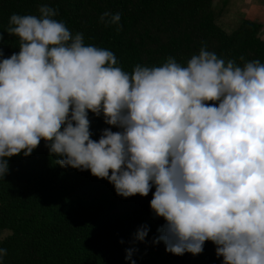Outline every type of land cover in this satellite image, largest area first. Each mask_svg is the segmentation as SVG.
<instances>
[{"label":"clouds","instance_id":"1","mask_svg":"<svg viewBox=\"0 0 264 264\" xmlns=\"http://www.w3.org/2000/svg\"><path fill=\"white\" fill-rule=\"evenodd\" d=\"M38 13L8 20L19 51L0 59V179L8 158L43 140L56 164L106 179L118 196L155 187L149 206L164 224L154 242L166 252L197 255L211 241L222 264H264V63L204 45L186 65L169 56L129 73L56 8ZM99 19L121 30L119 12ZM89 112L118 131L93 140Z\"/></svg>","mask_w":264,"mask_h":264},{"label":"trees","instance_id":"2","mask_svg":"<svg viewBox=\"0 0 264 264\" xmlns=\"http://www.w3.org/2000/svg\"><path fill=\"white\" fill-rule=\"evenodd\" d=\"M212 1L0 0V59L19 51L17 38L6 31L9 17L38 15L39 5L48 4L58 10L55 19L84 34L85 45L112 51L129 73L137 64L161 66L169 56L186 65L204 45L225 61L264 63L261 24L242 19L226 32L214 21ZM105 11L120 13L119 32L100 22ZM88 119L93 140L105 128L118 131L102 114L89 112ZM56 159L43 140L29 156L8 158V173L0 179V248L7 249L0 264H222L211 241L197 255H173L162 241L154 242L164 224L149 206L155 187L147 196L124 198L106 179L61 167ZM142 228L148 231L141 241Z\"/></svg>","mask_w":264,"mask_h":264},{"label":"rangeland","instance_id":"3","mask_svg":"<svg viewBox=\"0 0 264 264\" xmlns=\"http://www.w3.org/2000/svg\"><path fill=\"white\" fill-rule=\"evenodd\" d=\"M249 3L246 0H213L215 23L229 32L240 20L250 19L261 24L259 34L264 37V0H252ZM3 235L0 234V238Z\"/></svg>","mask_w":264,"mask_h":264},{"label":"crops","instance_id":"4","mask_svg":"<svg viewBox=\"0 0 264 264\" xmlns=\"http://www.w3.org/2000/svg\"><path fill=\"white\" fill-rule=\"evenodd\" d=\"M242 1V0H241ZM247 1V3H249V2H251L252 0H246ZM245 2V1H244ZM250 4V3H249Z\"/></svg>","mask_w":264,"mask_h":264}]
</instances>
